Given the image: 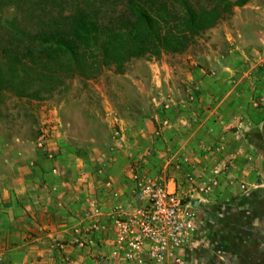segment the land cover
<instances>
[{"label":"rangeland","instance_id":"obj_1","mask_svg":"<svg viewBox=\"0 0 264 264\" xmlns=\"http://www.w3.org/2000/svg\"><path fill=\"white\" fill-rule=\"evenodd\" d=\"M15 101L0 108L1 179L27 170L48 196L69 182L76 199H60L56 229L35 224L0 264H264V0L183 53L76 79L43 108ZM147 177L194 207L198 239L180 261L131 242Z\"/></svg>","mask_w":264,"mask_h":264},{"label":"trees","instance_id":"obj_2","mask_svg":"<svg viewBox=\"0 0 264 264\" xmlns=\"http://www.w3.org/2000/svg\"><path fill=\"white\" fill-rule=\"evenodd\" d=\"M249 0H0V108L187 51Z\"/></svg>","mask_w":264,"mask_h":264},{"label":"built area","instance_id":"obj_3","mask_svg":"<svg viewBox=\"0 0 264 264\" xmlns=\"http://www.w3.org/2000/svg\"><path fill=\"white\" fill-rule=\"evenodd\" d=\"M137 186L143 205L130 218L131 242L159 262L175 251L180 261V254L198 239L193 205L184 202L175 187L158 178H138Z\"/></svg>","mask_w":264,"mask_h":264},{"label":"crops","instance_id":"obj_4","mask_svg":"<svg viewBox=\"0 0 264 264\" xmlns=\"http://www.w3.org/2000/svg\"><path fill=\"white\" fill-rule=\"evenodd\" d=\"M32 179L27 170L16 174L15 177L4 176L2 179L0 177V254L11 252L25 242H29L28 237L32 235V230L36 229L35 224L40 229L46 227L56 229L54 224L56 212L51 210L57 206L60 199L70 202L68 207L75 204V189L71 183L67 182L63 185L66 186L64 196L62 189L57 186H54L56 192L48 196L43 182ZM29 185L35 187V194L30 192ZM102 187V185L98 186L96 192L101 200H106L107 196L103 194ZM42 209L45 212L41 211ZM50 212L51 216H48L47 213ZM34 238L39 239L42 244L47 239L44 235H36Z\"/></svg>","mask_w":264,"mask_h":264}]
</instances>
